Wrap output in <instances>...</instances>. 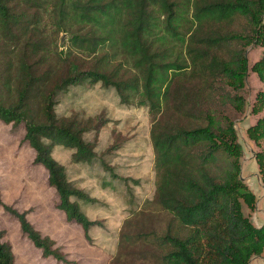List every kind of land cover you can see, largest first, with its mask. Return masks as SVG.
<instances>
[{
	"label": "trees",
	"instance_id": "trees-1",
	"mask_svg": "<svg viewBox=\"0 0 264 264\" xmlns=\"http://www.w3.org/2000/svg\"><path fill=\"white\" fill-rule=\"evenodd\" d=\"M28 1L0 0V54L1 35L12 32L20 17L17 5ZM54 13L58 30L70 35L65 73L53 81V65L38 74L22 55L17 76L0 72V120L25 123L34 163L46 169L67 220L80 225L90 243V230L102 227L81 208V201L98 200L68 179L53 156L55 148L73 150L76 163L91 162L95 146L84 136L111 121L103 115L87 121L61 118L57 98L71 87L100 84L115 91L123 105L146 107L152 117L155 195L148 206L151 215L163 212L167 220L162 234L144 237L152 246L151 259L249 264L264 256V225L257 227L252 218L257 196L241 176L244 147L226 113L243 112L247 103L246 53L252 45L264 46V0H56ZM251 70L264 83V56ZM181 88L184 94L177 99ZM260 112L264 91L253 107L254 114ZM247 135L256 145L264 141V117ZM255 160L264 185V152ZM16 217L44 256L72 264L27 213ZM4 236L0 231V264H17ZM123 240L131 241L128 235Z\"/></svg>",
	"mask_w": 264,
	"mask_h": 264
},
{
	"label": "rangeland",
	"instance_id": "rangeland-1",
	"mask_svg": "<svg viewBox=\"0 0 264 264\" xmlns=\"http://www.w3.org/2000/svg\"><path fill=\"white\" fill-rule=\"evenodd\" d=\"M55 1L29 0L17 5L18 22L12 32L1 35L0 72L5 76L19 74L22 55L24 62L36 66L38 74L53 65L56 70L53 81L65 73L70 35L58 30ZM246 54L250 70L242 94L247 103L243 112L226 110L235 121L239 141L244 147L241 171L244 181L249 174L259 173L255 156L264 152V141L256 145L247 135L248 129L264 117V112L253 113L256 97L264 91V83L251 70L264 56V46L252 45ZM42 55L47 59L42 60ZM68 91L57 98L59 117L87 121L103 115L111 121L100 131L84 136L95 146L93 161L76 163L74 151L62 146L56 147L53 154L66 168L68 179L98 200L91 204L81 201V208L89 219L101 222L102 227L90 230L93 239L90 243L82 227L67 220L66 214L58 208L59 195L50 186L46 169L34 163L35 151L25 140V123L15 126L0 120V231L5 233L3 241L11 246L17 264H65L52 256H44L23 233L16 213H27L34 228L43 236L51 237L56 248L72 264H159L158 260L151 259L152 246L144 238L151 231L162 234L167 220L163 212L151 215V206H148L155 195L153 122L149 110L123 105L115 91L104 89L100 84L71 87ZM183 94L181 88L176 98L180 99ZM244 210L247 216L251 215L245 205ZM125 235L131 239L128 245L123 240Z\"/></svg>",
	"mask_w": 264,
	"mask_h": 264
},
{
	"label": "crops",
	"instance_id": "crops-1",
	"mask_svg": "<svg viewBox=\"0 0 264 264\" xmlns=\"http://www.w3.org/2000/svg\"><path fill=\"white\" fill-rule=\"evenodd\" d=\"M246 179V183L257 196V208L253 214V220L257 227H262L264 225V185L259 173H251ZM249 264H264V256L254 257Z\"/></svg>",
	"mask_w": 264,
	"mask_h": 264
},
{
	"label": "water",
	"instance_id": "water-1",
	"mask_svg": "<svg viewBox=\"0 0 264 264\" xmlns=\"http://www.w3.org/2000/svg\"><path fill=\"white\" fill-rule=\"evenodd\" d=\"M242 179L244 180V178L242 177Z\"/></svg>",
	"mask_w": 264,
	"mask_h": 264
}]
</instances>
